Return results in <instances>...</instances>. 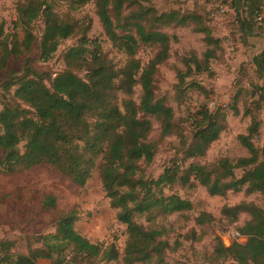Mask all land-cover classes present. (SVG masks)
<instances>
[{
  "label": "trees",
  "instance_id": "16d2710c",
  "mask_svg": "<svg viewBox=\"0 0 264 264\" xmlns=\"http://www.w3.org/2000/svg\"><path fill=\"white\" fill-rule=\"evenodd\" d=\"M61 1H67L71 10L93 4L105 36L125 55L126 62L114 70L106 64L101 51L77 47L67 52L68 61L90 64L87 80L64 72L54 78L49 89L27 75L20 79L13 95L17 105L5 106L0 111V171L11 174L49 165L77 186H83L92 170L97 169L102 191L110 206L117 210V220L126 227L122 264H164L169 244L162 239L160 231L138 224L136 215L157 209L165 216L188 211L191 204L177 196H155L152 192V186L173 182L168 177L169 171L149 182L141 174L140 164L149 165L156 150V144L148 141L151 125L146 118L153 117L160 123L163 137L171 135L174 125L173 110L155 94L154 77L158 67L169 58L171 41L157 25L186 26L198 22V31L203 34L207 49L201 60L194 56L185 61L187 72L180 75L181 80L194 73L211 75L209 64L216 58L220 42L192 14L177 11L158 14L153 8H140L138 16L125 24L133 32L119 34L117 30L124 29L121 19L127 0ZM255 4L254 16L259 18L264 0H255ZM54 5L52 0H26L18 5V21L24 33L21 42L16 38L7 42L0 25V72L9 57L31 51L35 41L31 24L38 20L44 25L40 41L42 61L50 60L62 40L78 34L77 25L62 20L54 12ZM140 45L157 49L155 56L143 66L136 59ZM262 60L264 52L255 59L259 69ZM137 85L141 90L139 103L131 98ZM260 90L264 91V86ZM117 93L124 97L118 100ZM218 116L207 110L200 113L193 143L187 151L189 158L203 157L219 138L223 128L218 124ZM258 132L259 122L252 117L246 134L238 136L249 157L239 158L235 163L221 160L212 165L190 164L188 168L194 180L211 196L224 197L228 192H241L245 188L248 194H258L263 199V207L243 203L233 208L234 222L240 213L250 219L243 226L234 227L236 235L229 245L222 238L217 239L211 255L214 264L226 260L235 264H264V160L259 159L253 143ZM236 171L242 172L239 177ZM39 203L56 217L53 238L71 248L74 262L109 263L120 257L113 244L91 243L78 234L74 228L75 211H58L55 197L40 195ZM1 253V264H36V259L41 257L40 254ZM44 257L51 259L48 255Z\"/></svg>",
  "mask_w": 264,
  "mask_h": 264
},
{
  "label": "rangeland",
  "instance_id": "374dc122",
  "mask_svg": "<svg viewBox=\"0 0 264 264\" xmlns=\"http://www.w3.org/2000/svg\"><path fill=\"white\" fill-rule=\"evenodd\" d=\"M52 1L54 12L62 20L75 23L78 34L62 40L50 60L42 61L40 41L44 25L42 20L32 23L35 41L31 51L9 57L0 72V111L5 106L17 105L14 91L25 75L41 81L49 89L54 78L64 72L87 80L91 66L70 64L67 52L71 48L101 51L106 64L114 70H119L126 62L125 55L105 36L93 4L71 10L67 1ZM22 2L26 0H0V25L7 42L23 39V28L18 21V5ZM255 7V0L126 1L121 19L124 29L117 30L119 34L133 32L132 27L125 24L138 16L140 8H153L158 14L177 11L196 16L220 42L217 56L209 64L211 75L194 73L181 80L180 75L187 72L185 61L194 56L201 60L207 49L203 34L198 31V22L186 26L157 25L171 41L169 58L158 67L154 77L155 94L173 110L174 125L171 135L163 137L160 123L153 117L146 118L151 125L148 141L156 144V150L149 165L140 164L141 174L145 182H149L169 171L168 177L173 182L152 186V192L155 196H177L191 204L188 211L165 216L157 209L136 215L138 224L160 231L162 239L169 244L164 264H214L211 255L217 239L222 238L229 245L236 235L234 227H241L250 219L240 213L234 222L233 208L243 203L263 207L262 197L248 194L245 188L241 192H228L224 197L211 196L188 171L190 164L212 165L221 160L235 163L239 158L249 157L238 136L246 134L252 117L259 122L253 143L259 159L264 160V91L260 90L264 86V60L260 69L255 65V59L264 52V7L261 6L263 12L259 18L254 16ZM156 52L155 47L140 45L136 59L143 66ZM117 97L120 100L124 96L117 93ZM140 97L137 85L131 98L139 103ZM206 110L220 115L217 120L222 124V132L203 157L189 158L187 151L193 143L200 113ZM241 173L236 171L237 177ZM40 195L55 197L60 212L75 211L74 228L82 237L91 243L113 244L117 248L120 255L117 261L98 264H122L126 227L117 220V210L105 197L97 169L92 170L83 186H77L49 165L11 174L0 171V258L1 252L7 251L12 255L40 254L36 264H78L74 262L71 248L53 238L57 219L52 212L42 209ZM219 264L235 263L226 260Z\"/></svg>",
  "mask_w": 264,
  "mask_h": 264
}]
</instances>
